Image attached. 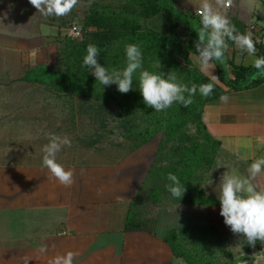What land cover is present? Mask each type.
I'll use <instances>...</instances> for the list:
<instances>
[{
	"label": "crops",
	"instance_id": "obj_1",
	"mask_svg": "<svg viewBox=\"0 0 264 264\" xmlns=\"http://www.w3.org/2000/svg\"><path fill=\"white\" fill-rule=\"evenodd\" d=\"M2 1L0 82L8 78L38 84L37 79L26 80L36 70L17 76L23 69L14 54L25 41L34 42L41 36L48 40L53 35L42 33L44 16L28 0ZM179 2L192 14L203 0ZM208 2L242 27L240 34L251 33L253 41L264 47L263 0H231L227 8L225 0ZM20 10H31L32 15L16 18L14 11ZM226 50L235 65L252 66L246 60L253 57L234 42ZM204 75L210 80L211 75L217 77L212 62ZM259 75L254 80L264 77ZM214 82L224 89L218 80ZM223 96L228 97L226 102L221 96L212 100L201 115L207 133L220 142L213 166L233 163L240 174L247 175L248 165L264 156V80ZM155 139L114 164L62 165L73 173L70 186L62 185L44 165L0 164V264H52L67 252L73 253L72 264H185L163 240L157 220L151 232L125 229L134 201L147 189L152 192L155 185L151 187L156 177L151 168L160 142L155 145ZM253 183L264 190V172Z\"/></svg>",
	"mask_w": 264,
	"mask_h": 264
},
{
	"label": "rangeland",
	"instance_id": "obj_2",
	"mask_svg": "<svg viewBox=\"0 0 264 264\" xmlns=\"http://www.w3.org/2000/svg\"><path fill=\"white\" fill-rule=\"evenodd\" d=\"M216 2L214 1V4ZM2 3L3 1L0 0L1 5ZM167 4L186 16L194 13L193 11L191 14L190 10L181 7L179 0H167ZM92 6L98 10H108L107 12L110 13L115 11L125 15L133 14L144 28L153 30L164 37L169 36L171 17L162 12L155 17L144 19L139 15L137 5L133 0H77L76 5L67 14L44 16L42 19L47 20L40 21V24L52 28L55 34L48 37V40L47 37L41 36L37 41L21 43L14 55L16 56L15 61L19 59V69L21 71L23 69L22 74L17 76L23 77L28 69L47 75L38 84L35 82L17 83L15 79L8 80V78L3 81L1 78L0 164L43 165L42 146L48 143V137L51 134L67 137L70 140V145L62 146L56 154V162L60 165L114 164L143 145L139 137H127L129 127L124 126V119L119 114L116 105L96 101L91 94L86 95L78 91L75 94L65 93V95L56 93L50 85L53 81L60 79L61 72L68 69L67 67H81L82 57L85 54L81 44H86V46L90 44L85 41L88 40L86 31L94 29L85 27V33L79 41L69 40L67 42L65 38L69 39V37L65 33L72 23L80 27L84 25ZM25 14L29 17L32 11H14L16 18L25 17ZM191 20L197 23L199 17L194 15V19ZM185 22L180 20L176 29L177 42L172 50L174 61L167 64L160 62L159 68L158 63L150 61L149 68L147 65L143 67L150 71L162 72L165 77L168 74L175 75L179 82L191 87V84L186 81L190 79L186 72L195 69L206 74L208 69H203L198 63L194 48L196 39H189V31ZM20 26L18 27L21 28ZM60 31L62 36H60ZM76 44L81 46L77 50L74 48ZM188 46L190 47L187 53L189 63L184 61L181 55V52ZM110 49L103 50L102 48L101 52L99 51L97 62L108 69L122 65L117 69L122 70L125 66L124 54L115 56L117 50ZM246 62L252 64L249 58ZM1 66L2 55L0 56ZM85 70L88 72L87 69ZM259 74L258 71H252L247 74L246 80L252 81L260 77ZM102 89L109 91L108 87ZM142 114V112L136 114L133 127L141 129L147 126V123L140 117ZM182 132L189 136L197 135L194 123H188ZM155 137V145L158 140L164 142L161 159L155 156L154 166H172L176 161L175 157L169 155L172 148L182 147L185 143L180 140H165L161 133ZM217 164L215 166L213 164L207 171V165L204 164L197 176V179L201 177L203 180L193 182L194 189L202 191L203 197L212 199L214 205L199 206L178 202V198L173 199L166 191V183L164 184L163 179L154 177L151 187L155 184L154 187L159 188V193H156V189L152 192L147 189L141 195V199L133 203L132 208L136 207L140 210L143 218L157 220L156 228L162 236L169 231L177 232L180 245L186 250L193 249L194 238L200 233L201 228L214 229L205 241H196L198 246L193 249L195 255L200 252L204 259L211 261V264L232 261L236 264H264V241H260L259 248L255 246V243L249 244L242 234L232 233L219 215L218 184L220 177L225 172L240 174V170L233 163L218 162ZM156 196H158L157 201L154 200ZM177 204L178 207L174 210ZM245 248L248 250L246 251ZM241 257H247V260L242 261Z\"/></svg>",
	"mask_w": 264,
	"mask_h": 264
},
{
	"label": "trees",
	"instance_id": "obj_3",
	"mask_svg": "<svg viewBox=\"0 0 264 264\" xmlns=\"http://www.w3.org/2000/svg\"><path fill=\"white\" fill-rule=\"evenodd\" d=\"M133 1L137 5L136 7L139 15L144 19L155 17L162 12L167 13L171 17L169 36L164 37L153 30L144 28L133 14L125 15L115 11H111L110 13L107 12L108 10H98L92 6L89 9L84 25H81L82 37L85 33V27L94 29L93 31H86L88 40L85 41L96 45L100 52L102 48L103 50H108L110 48L112 51L117 50L115 51V56L122 53L124 54V48L127 44H137L142 52L143 65H147L149 68L150 61L156 63L164 62L165 64L174 61L172 50L177 42L176 29L180 20L186 21L189 39H196L199 22H192L191 19H194L193 15L186 16V14L180 13L177 9H174V7L169 6L167 0ZM232 24L235 26L238 33L242 31V27H239L236 22ZM65 39L67 42L72 40L70 38ZM226 43L227 47H229L233 44V41L226 40ZM81 45L83 46L82 49L85 50L86 44ZM104 46L106 48H104ZM254 46L256 49L254 55L256 57H264V47L255 42ZM80 47L81 46L78 44L74 46L76 50ZM189 48L188 46L181 52L184 61L187 63H189L187 57ZM212 63L216 68L218 81L224 86V89L197 70H189L186 74L190 79L186 81L189 82L191 86H197V91L191 97V104L184 107L173 103V105L161 112H155L152 108L145 106L138 90H131L122 94L116 90V85L114 84L107 86L109 91L101 90L99 83L82 67H67L68 69L61 72L60 79L53 81L50 85L53 86L56 93L65 95V93L75 94L78 91L86 95L91 94L96 101L116 105L119 114L124 119V126L129 127L126 134L127 137L137 136L141 139V144L149 142L158 133H161L165 140H180L185 143L182 147L172 148V152L169 155L176 158L172 166H153L151 168V175L162 178L165 184L168 183L166 179L167 175L169 173L175 174L182 183H185V192L180 202L188 205L210 206L214 205V201L208 197H203V192L195 190L193 187V182L195 180L198 182L199 180H203L201 177L197 179L199 169L206 164V171L209 170L214 164V158L220 148V142L207 133L205 125L201 120L203 108L207 103L223 96L228 91L243 90L248 87H253L264 80L263 77L257 80L247 81V74L252 72L254 68L252 66L235 65L232 58L228 57L225 51L220 60H214ZM120 67H122V65L116 66L114 69ZM226 69L229 70V75L226 74ZM46 75L47 74L43 72L35 71V73L27 75L26 80L30 81L31 78H33L40 81ZM136 76L137 74L133 76V87L135 86ZM206 83H213V90L210 95L203 96L199 92V85ZM185 96H187V93H185ZM138 112L143 113L140 117L147 123V126L141 129L133 127ZM188 123L195 124L197 131L196 136H189L182 132ZM163 142L164 141L161 140L158 144L155 154L156 158L158 157L157 159H161L160 155L163 151ZM154 189H156V193H159V188L157 186H155L152 191ZM157 197L158 196L154 198L155 201L158 200ZM155 224V219L143 218L140 210H137L135 207L129 212L125 229L128 231L149 230L151 232ZM213 230L214 229L210 227L201 228L200 233L194 238L195 244L192 248L194 249V247L198 246L196 241H205V238L210 236ZM163 240L172 249L174 256L181 259L183 263L211 264V261L204 259L200 252H198V255H195L193 249L186 250L183 248L180 245L177 232L169 231L163 236ZM259 244L260 240L255 241V246L257 248H259ZM245 250L247 251L248 249L245 248ZM240 259L246 261L247 257H241ZM223 264H236V262L232 261Z\"/></svg>",
	"mask_w": 264,
	"mask_h": 264
},
{
	"label": "clouds",
	"instance_id": "obj_4",
	"mask_svg": "<svg viewBox=\"0 0 264 264\" xmlns=\"http://www.w3.org/2000/svg\"><path fill=\"white\" fill-rule=\"evenodd\" d=\"M37 12L42 16L67 14L77 3V0H28ZM231 0H225L227 7ZM199 16V29L194 43L198 63L203 69H208L211 62L220 60L227 48L226 40L233 41L244 49L252 59V67L258 73L264 74V57H254L256 51L251 33L240 34L219 7H214L208 0H203L197 10ZM44 35H54V31L41 25ZM125 66L122 70L108 69L97 62L98 48L94 44H88L82 57L81 67L88 70L96 82L103 87L116 85L119 93H127L133 90V76L137 74L135 89L139 91L145 106L155 112H161L169 108L173 103L187 107L191 104V97L197 91V86L179 82L175 75H167L162 72L150 71L143 67L142 52L137 44L129 43L124 48ZM159 68V63H158ZM212 76L213 81L217 77ZM213 90V83L199 85V92L208 96ZM187 93V96H185ZM221 101L226 102L227 96H221ZM70 145L67 137L51 134L48 143L42 146V163L50 173L64 186H70L73 173L65 170L56 162V154L62 146ZM264 172V156L257 157L247 167V175L237 172H225L219 182V215L223 223L234 234H242L244 239L253 244L255 241H264V190L258 189L253 179ZM210 175V174H209ZM166 191L173 199L180 201L185 192L184 184L175 175L169 173L166 177ZM209 179V177H208ZM210 181V180H209ZM211 183V181H210ZM178 207V204L174 210ZM43 251V249H42ZM73 253L67 252L64 256L56 257L52 264H72Z\"/></svg>",
	"mask_w": 264,
	"mask_h": 264
},
{
	"label": "built area",
	"instance_id": "obj_5",
	"mask_svg": "<svg viewBox=\"0 0 264 264\" xmlns=\"http://www.w3.org/2000/svg\"><path fill=\"white\" fill-rule=\"evenodd\" d=\"M225 3V2H224ZM224 3H223V5H224ZM229 6V5H228ZM227 6V7H228ZM226 7V8H227ZM198 10V9H197ZM197 10L194 12V15L196 16V17H199L198 15H197ZM70 39H72V40H80L81 39V37H82V30H81V27L78 25V24H76V23H72V24H70V26H69V28H68V30H67V32L65 33Z\"/></svg>",
	"mask_w": 264,
	"mask_h": 264
}]
</instances>
